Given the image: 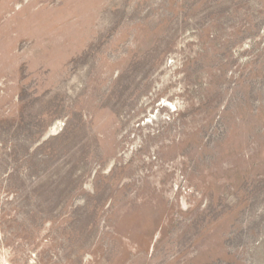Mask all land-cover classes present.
Wrapping results in <instances>:
<instances>
[{"label": "rangeland", "instance_id": "obj_1", "mask_svg": "<svg viewBox=\"0 0 264 264\" xmlns=\"http://www.w3.org/2000/svg\"><path fill=\"white\" fill-rule=\"evenodd\" d=\"M0 264H264V0H0Z\"/></svg>", "mask_w": 264, "mask_h": 264}]
</instances>
